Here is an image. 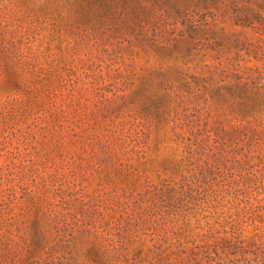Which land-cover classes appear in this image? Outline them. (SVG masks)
<instances>
[{
  "label": "rangeland",
  "instance_id": "374dc122",
  "mask_svg": "<svg viewBox=\"0 0 264 264\" xmlns=\"http://www.w3.org/2000/svg\"><path fill=\"white\" fill-rule=\"evenodd\" d=\"M118 233L264 264V0H0V264Z\"/></svg>",
  "mask_w": 264,
  "mask_h": 264
},
{
  "label": "trees",
  "instance_id": "16d2710c",
  "mask_svg": "<svg viewBox=\"0 0 264 264\" xmlns=\"http://www.w3.org/2000/svg\"><path fill=\"white\" fill-rule=\"evenodd\" d=\"M100 234V233H98ZM107 234V233H106ZM104 235V234H102ZM128 234L118 233V243H108L106 245L96 244L92 246L94 251V262L99 264H175L171 260L172 251L162 249V247L147 248L139 245L134 247L127 243ZM58 256L54 258L52 264H85L81 262L80 256L71 246L56 251ZM154 255L153 260L144 259L145 256Z\"/></svg>",
  "mask_w": 264,
  "mask_h": 264
}]
</instances>
